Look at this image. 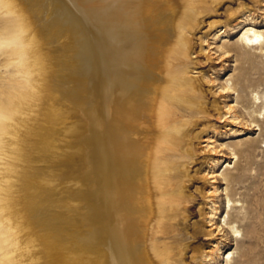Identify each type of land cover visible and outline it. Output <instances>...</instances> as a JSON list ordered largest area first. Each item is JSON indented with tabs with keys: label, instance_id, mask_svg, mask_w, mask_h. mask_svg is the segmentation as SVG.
I'll list each match as a JSON object with an SVG mask.
<instances>
[{
	"label": "bare ground",
	"instance_id": "6f19581e",
	"mask_svg": "<svg viewBox=\"0 0 264 264\" xmlns=\"http://www.w3.org/2000/svg\"><path fill=\"white\" fill-rule=\"evenodd\" d=\"M200 2L203 0H0L1 8L12 10L5 17L11 20L13 52L28 67L29 85H56L45 74L55 76L59 62L45 66L39 43L61 33L75 38L79 72L96 85L97 146L90 159L96 176L90 187L100 264H177L173 246L167 242L170 234L165 221L180 204L179 160L192 156L186 117L194 116L202 103L195 100L202 91L188 78L193 73L188 71V61ZM52 12L56 36L47 24ZM217 34L226 35L227 30L219 29ZM263 39L260 31L248 27L240 41L258 49ZM50 50L57 60L55 49ZM254 99L260 97L255 94ZM52 102L43 90L36 89L21 97L10 113L0 111V201L7 210L8 229L16 234L17 243L24 241L29 249L24 253L25 264H49L54 255L43 252L42 247L59 244L50 226L47 230L52 235L42 228L48 220L35 211L41 195L32 187L34 179L26 183L22 179V171L33 173L36 157L31 159L28 149L42 116L40 108L48 103L43 114L50 116L55 112ZM233 111L229 107L227 114ZM217 191L215 188L213 193ZM227 200L229 215L235 201ZM27 204L23 216L19 207ZM214 205L208 214L212 236L223 231L213 223L218 214ZM224 223L234 236L241 234L229 217ZM220 251L221 243L216 242L211 251L203 252V264L214 262Z\"/></svg>",
	"mask_w": 264,
	"mask_h": 264
},
{
	"label": "rangeland",
	"instance_id": "374dc122",
	"mask_svg": "<svg viewBox=\"0 0 264 264\" xmlns=\"http://www.w3.org/2000/svg\"><path fill=\"white\" fill-rule=\"evenodd\" d=\"M196 7L199 21L192 32L188 71L193 73L188 78L202 91L195 99L202 103L194 116L186 117L192 156L179 160L180 204L165 221L167 242L177 264H203V252L211 251L216 242L221 243V251L206 264H227L229 254L228 264H264V39L258 49L240 41L248 27L264 37V0H203ZM11 13L0 7V111L10 113L21 97L36 89L53 99L55 111L46 116L48 103L40 108L42 116L28 149L29 157H36L33 173L22 171L24 183L34 179L32 187L41 195L35 211L48 220L43 221L47 225H42L43 230L50 226L59 243L49 249L44 243L42 251L54 255L49 264H100L90 187L96 176L90 165L97 146L96 85L79 72L75 38L52 31L54 12L47 24L56 38L39 44L45 66L59 62L55 76L45 74L56 85H29L28 67L13 52L11 20L5 17ZM219 29L227 34L218 36ZM51 47L57 60L51 57ZM229 107L234 110L231 114ZM215 188L218 191L213 193ZM230 197L235 205L227 215ZM212 202L218 208L213 223L223 229L214 236L208 219ZM19 208L24 216L28 204ZM6 213L0 201V264H25L29 249L24 241L17 243L16 234L8 229ZM227 216L241 230L239 236L224 223Z\"/></svg>",
	"mask_w": 264,
	"mask_h": 264
}]
</instances>
